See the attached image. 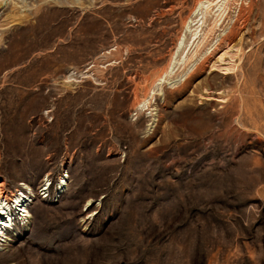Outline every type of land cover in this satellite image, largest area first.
Wrapping results in <instances>:
<instances>
[{
	"label": "rangeland",
	"instance_id": "1",
	"mask_svg": "<svg viewBox=\"0 0 264 264\" xmlns=\"http://www.w3.org/2000/svg\"><path fill=\"white\" fill-rule=\"evenodd\" d=\"M0 184V264H264V0H0Z\"/></svg>",
	"mask_w": 264,
	"mask_h": 264
},
{
	"label": "bare ground",
	"instance_id": "2",
	"mask_svg": "<svg viewBox=\"0 0 264 264\" xmlns=\"http://www.w3.org/2000/svg\"><path fill=\"white\" fill-rule=\"evenodd\" d=\"M63 185L64 182L62 181L60 183V187L62 188ZM2 186L3 184H0V239L2 237V231L4 230V227L8 225L4 224L3 222L10 223L12 213L18 216V220L20 221L21 225L26 224V218L28 215L26 205L29 202V200L25 198V195L20 193L19 190H16L15 193L10 196V198L4 197L2 193ZM10 203L12 205H10Z\"/></svg>",
	"mask_w": 264,
	"mask_h": 264
}]
</instances>
